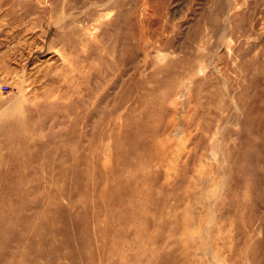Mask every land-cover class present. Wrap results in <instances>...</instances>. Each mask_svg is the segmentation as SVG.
Returning <instances> with one entry per match:
<instances>
[{"label":"rangeland","instance_id":"obj_1","mask_svg":"<svg viewBox=\"0 0 264 264\" xmlns=\"http://www.w3.org/2000/svg\"><path fill=\"white\" fill-rule=\"evenodd\" d=\"M8 109L0 264H264V0H0Z\"/></svg>","mask_w":264,"mask_h":264},{"label":"bare ground","instance_id":"obj_2","mask_svg":"<svg viewBox=\"0 0 264 264\" xmlns=\"http://www.w3.org/2000/svg\"><path fill=\"white\" fill-rule=\"evenodd\" d=\"M41 2V1H40ZM39 4V3H38ZM94 4V3H93ZM99 4V3H98ZM108 4H110L109 2H108ZM94 5H96V4H94ZM93 5V6H94ZM102 5V4H101ZM107 5V4H106ZM92 6V7H93ZM97 6V5H96ZM102 7V6H101ZM101 7H100V9H101ZM103 9V8H102ZM90 10V9H89ZM50 12V11H49ZM62 12V11H61ZM110 12V11H109ZM113 12V11H112ZM84 13H85V11H84ZM91 13V12H90ZM60 14V13H59ZM71 14V13H70ZM102 14V13H101ZM110 14V13H109ZM57 16H58V14H56ZM78 15H80V14H78ZM99 15H100V12H99ZM107 14L105 13V16H106ZM111 15V14H110ZM68 16V15H67ZM66 16V17H67ZM71 16V15H70ZM87 16V15H86ZM103 16V15H102ZM89 17V16H88ZM100 17V16H99ZM99 17H97V18H99ZM111 17V16H110ZM101 18V17H100ZM100 18L98 19V21L100 20ZM106 18V17H105ZM107 18H109V16L107 17ZM68 19V18H67ZM90 19V18H89ZM64 20V19H63ZM103 20H105L104 18L103 19H101V23H102V21ZM60 21H62L61 19H60ZM60 21H58V22H60ZM106 21V20H105ZM58 22H57V24H58ZM64 22V21H63ZM104 22V21H103ZM99 23V22H98ZM94 24H95V22H94ZM103 24V23H102ZM55 25V24H54ZM53 25V26H54ZM77 25V24H76ZM97 25V24H96ZM53 26H52V28H53ZM56 26V25H55ZM75 26V25H74ZM78 26V25H77ZM91 26V25H90ZM64 27V26H63ZM96 27V26H95ZM58 28H59V26H58ZM94 27H92V28H90V29H93ZM97 28V27H96ZM71 29H72V27H71ZM71 29H69V31H71ZM94 30V29H93ZM80 31V30H79ZM95 31V30H94ZM55 32V31H54ZM59 32V31H58ZM89 32V31H88ZM97 32V31H96ZM86 33V32H85ZM57 34V33H56ZM92 34H93V32H92ZM96 34V33H95ZM53 36V35H52ZM55 36V35H54ZM90 38V37H89ZM92 39H93V37H91ZM95 38H96V35H95ZM95 40V39H94ZM92 41V40H91ZM93 56H95L96 57V55H93ZM102 56H103V54H102ZM101 56V60L102 61H105L106 62V60H105V58L106 57H102ZM167 57H169L167 54H164V53H162L161 51H158V53H157V60H159V61H163V60H165ZM134 58V57H133ZM133 58H131V57H129L128 59H129V61H131L132 63H133ZM127 59V60H128ZM95 60V59H94ZM123 60H125V58L123 59ZM135 61V60H134ZM213 61V60H212ZM133 66L135 67V63L133 64ZM209 67H212V68H216V67H214V65H213V63L211 62L210 64H206L205 62H201V64H200V66L198 67V70H197V74L198 75H202V74H205L206 72H207V70L209 69ZM136 70L135 69H133V72H135ZM107 72H108V74L111 76V78L110 79H108V78H105L103 75H105V74H107ZM137 72V71H136ZM117 71H116V73L114 74L113 73V71H112V67H109V65L106 63V65L104 66V68H103V71H102V75H101V77H100V80L102 79V77H103V79H104V81H107L108 83H106V86H107V88L108 87H110L111 86V83H113V81H114V79L116 78V75H117ZM122 73L123 72H119V76H120V78H121V75H122ZM109 80V81H108ZM102 86V85H101ZM102 87H104V86H102ZM97 90H100L99 88L97 89ZM107 89H101L100 91L102 92V94H101V99L103 100V102L104 101H106V100H109V97L106 95V93H105V91H106ZM126 95H128L129 96V93L126 91V92H122V94H120L118 97L116 96L113 100H112V103H110V105L112 106L111 107V109H109L108 111H107V113H110V114H112L113 116L114 115H117V114H119L120 112H122V108L124 109V111H126V101H127V99H126ZM59 102V101H58ZM105 105H106V103H105ZM135 106V105H134ZM132 107V106H131ZM14 108V107H13ZM135 108V107H134ZM133 108V110H130V112H131V114L133 115V116H135V120H136V112H135V109ZM11 109V108H10ZM10 109H8L9 111H10ZM13 110V109H12ZM92 110H95V108H91V111ZM5 111H7V110H5ZM105 111V109L103 110V112ZM13 112L14 111H12V115H13ZM16 112V111H15ZM14 112V113H15ZM127 112V111H126ZM11 114V111H10V113L9 112H1V114H0V121H6L5 119L8 117V115H10ZM16 114V113H15ZM11 116V115H10ZM9 118V117H8ZM120 118H122V117H120ZM7 123L5 124V129L6 130H8L9 132H10V135H13V136H16V138L15 139H12V144L13 145H11V149H16V150H18V149H21L22 148V146L23 147H25V145H30L29 144V142L28 141H30V139H31V135H30V130H29V128H27L23 123H22V121H21V118L20 117H17V118H15L14 120H10V121H6ZM3 125V124H2ZM133 130H134V128H136L137 127V125H136V121H134L133 122ZM0 126H1V124H0ZM110 126H112V128L113 129H116V126L113 124H111L110 123ZM101 128H102V125H101ZM4 129V128H3ZM7 131V132H8ZM116 132V131H115ZM13 133H16V135H14ZM119 136H118V134H117V132H116V138H118ZM103 138V137H102ZM115 138V139H116ZM120 139V138H119ZM119 139H117V140H119ZM102 140V139H101ZM116 140V141H117ZM44 148H45V145L43 146ZM32 148V145H30L29 146V149L27 150L26 148H25V150L27 151V153H24V151L22 150V153H20L19 155L21 156V157H23V158H25V156H27L28 155V151L30 150ZM31 151H32V149L29 151V153H31ZM22 162H23V160H22ZM17 163H20V161L19 162H17ZM36 172H38V169H36ZM46 186V184H45V182L44 183H42L41 184V188H44V187ZM27 190V189H26ZM26 193V192H25ZM27 194V193H26ZM11 196V195H10ZM12 198V197H11ZM12 201H14V199H12ZM11 201V202H12ZM1 203V202H0ZM6 227V224L4 225V224H2V222L0 223V237H2V236H4V234H5V232H4V228ZM6 235V234H5ZM0 240H2L1 238H0ZM0 242H2V241H0Z\"/></svg>","mask_w":264,"mask_h":264},{"label":"built area","instance_id":"obj_3","mask_svg":"<svg viewBox=\"0 0 264 264\" xmlns=\"http://www.w3.org/2000/svg\"><path fill=\"white\" fill-rule=\"evenodd\" d=\"M3 88H6V86H3Z\"/></svg>","mask_w":264,"mask_h":264}]
</instances>
